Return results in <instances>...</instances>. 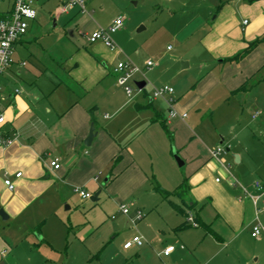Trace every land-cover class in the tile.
<instances>
[{"label": "crops", "instance_id": "crops-1", "mask_svg": "<svg viewBox=\"0 0 264 264\" xmlns=\"http://www.w3.org/2000/svg\"><path fill=\"white\" fill-rule=\"evenodd\" d=\"M0 1L6 4L1 8L5 10L0 11L4 14L10 10L13 0ZM49 1L42 0L40 7ZM55 1L52 9H56L57 14L80 16L78 19L83 23L91 21L85 23L90 34L122 16L113 13L108 19L102 18L110 0H85L86 9H90L87 14L76 7L63 12L60 1ZM38 2L36 16L29 21V27L41 18L38 9L42 8L38 7ZM134 3L142 4L144 9H166L172 14L174 9H205L194 13L183 27H201L211 14L210 9L215 7L210 0H137ZM95 9L101 10L96 12ZM215 9L217 13L208 20L210 26L201 40L210 56L218 58L219 73L211 69L199 78V84L207 82L200 93L205 90L207 95L221 87L224 93L237 98L243 124L239 136L234 137L237 138L235 144L232 139L196 135L192 122L187 120L186 109L193 107L197 96L194 92L191 99L180 103L184 86L177 89L175 95L173 91V107L186 116L167 118L165 100L151 97L159 63L153 68L145 64L149 80L142 89L135 81L134 100L124 90L123 93L112 71L116 63L126 57L125 45L119 44L124 35L130 37V19L123 16L122 25L112 34L113 47L88 39V43L76 45L68 56L60 58V70L50 77L44 90L22 83L13 86L5 78L0 112L6 118L5 127L16 131L18 138L7 147L0 146V208L7 215L5 219L0 216V264H6L1 258L8 256L3 247L14 243L12 226L22 224L29 231L36 230L35 221L42 207H57L82 199L76 187L91 196L99 192L93 205L100 201L111 212V200L120 206L121 201L134 192L140 189L156 192L157 186L170 193L165 199L170 201L172 212L186 218L187 208L198 226H191L186 220L179 222L168 211L162 223V235L147 236L149 242L126 250L136 247V253L141 255L156 258L161 255L166 261L161 264H170L175 253L180 255L181 261L174 264H264V231L258 237L251 236L255 223L264 225V97L260 100L256 97L264 88V38L241 61H224L264 35V0L248 5L224 3ZM237 12L250 17L240 23ZM27 32L15 44L16 61L4 74L8 77L20 75L25 67L19 65L25 59L16 57V50L25 46ZM188 64L190 62L183 66ZM243 83H246L245 89L240 88ZM146 86L150 92L145 90ZM15 89H19V93H15ZM94 107L91 114L89 111ZM245 109L248 116H243ZM91 124L95 136L86 146L84 140ZM246 129L254 131L248 135ZM171 143L184 159V175L175 172ZM218 146L221 151L215 158L211 153ZM231 156L237 165L229 164ZM55 159L58 168L50 163ZM159 161L164 163L165 172L156 168ZM17 172H21L19 177L15 176ZM4 177L12 180L13 189L5 186ZM184 178L187 190L183 197H178L179 204L169 197ZM255 181H260L263 191L253 186ZM244 189L252 195L260 194L259 199L254 203ZM134 214L129 216L131 220ZM44 221L45 218L40 224ZM168 245H173L174 249L165 255L163 250Z\"/></svg>", "mask_w": 264, "mask_h": 264}, {"label": "rangeland", "instance_id": "rangeland-1", "mask_svg": "<svg viewBox=\"0 0 264 264\" xmlns=\"http://www.w3.org/2000/svg\"><path fill=\"white\" fill-rule=\"evenodd\" d=\"M38 1V7L42 8L38 9L41 18L29 27L24 37L25 46L18 47L16 50V57L25 59V67L22 68L21 74L18 76L9 75L8 77L4 75L5 70L0 76L1 86L5 78H8L13 86L15 83L17 85L22 83L44 90L49 84L50 77H54L59 72L60 58L68 56L76 45L79 46L87 42V34H90V29L85 23L90 24L91 21L83 23V20L78 19L80 16L71 17L66 14H57L56 9H52L55 0H50L42 7H40L42 0ZM134 1L137 0H115L111 9L110 0L109 7L106 6L103 12L105 16L102 17L108 19L111 14L116 13L125 19H130L128 25L130 37L124 35L123 43L115 44L125 45L126 57L124 60L130 61L140 68V72L133 74L129 81V86L133 90L131 99L134 100L137 93L135 81L144 80L147 82L149 80L146 74L149 69L145 67V63L148 60L152 61V68L159 63L160 70L155 75L154 84L156 87L168 85L173 88L175 95L177 89L184 86V92L179 97L180 103L187 98L191 99L192 93H196L195 104L186 109L187 120L192 122L191 126L196 135L208 134L210 137L215 136L218 140L224 138L225 141L232 139L235 144L237 138L234 137L239 136L238 131L243 124L237 98L224 93L221 87L207 95L205 90L200 93L207 82L204 80L199 84V78L211 69L215 73H219L216 61L218 58L215 60L210 56L201 38L210 26L208 20H212L217 13V9H215L217 5L224 3L236 5L240 2L248 5L251 2L249 0H210L215 7L210 9L211 14L208 15L206 22L201 27H192L193 25L183 27L194 13L202 12L205 9H174L175 13L172 14L166 9H144L142 4L136 5ZM146 4L149 5V3ZM5 6V1H0V11L5 10L1 9ZM95 10L97 12L101 9ZM88 11L90 9H86V12ZM86 12L84 13L87 14ZM237 14L240 23L243 18L249 16L244 13L237 12ZM172 57H175L174 60ZM184 62H190V65L183 66ZM197 81L198 83H196ZM195 83L196 85L192 87ZM118 87L122 91L124 90L122 86L118 85ZM145 88L147 92H150L149 87ZM256 97L259 100L264 97V88H261ZM191 104L192 102H190ZM245 110L243 116H248V111ZM245 132L248 135L252 133L249 129H246ZM176 150L171 143L170 152L175 172L184 175L186 165L180 152ZM179 161L182 164H179ZM229 164L237 165L234 157L231 156ZM156 168L163 172L166 170L161 161L157 163ZM130 196L121 201L130 209V213L127 215L121 213L118 203L112 200L111 212L107 211L100 201L93 205L94 202L89 198L63 205L58 204L57 207L46 205L42 207V215L40 213V217H37L38 219L35 221L36 230L29 231L27 226L22 224L12 226L14 228L12 232L14 243L3 247L8 251V256L1 260L3 259L6 264L166 263L161 255L157 258L149 254L141 255L136 253V247L126 250L123 248V244L125 241L131 240L134 235L140 236L143 244L149 242L147 236L153 238L162 235V223L166 219L165 213L173 211L170 201L163 198L160 191L154 192L153 189H140ZM178 197L172 194L169 198L181 204ZM135 210H140L143 217L132 222L129 216ZM185 210L187 214L190 213L187 208ZM172 213L179 222L186 220L181 214ZM110 215L114 218H110ZM44 218L45 221L40 224ZM171 258L170 264L181 261L178 253L173 254Z\"/></svg>", "mask_w": 264, "mask_h": 264}, {"label": "built area", "instance_id": "built-area-1", "mask_svg": "<svg viewBox=\"0 0 264 264\" xmlns=\"http://www.w3.org/2000/svg\"><path fill=\"white\" fill-rule=\"evenodd\" d=\"M37 0H13L12 6L9 11L0 16V76L1 74L12 64L15 63L14 52L16 42L27 32L29 27V21L33 20L36 16L35 4ZM60 1V10L63 12L68 11L69 9L76 7L81 12H86V2L85 0H59ZM247 21L244 20V23ZM123 17L117 16L112 23L106 27H99L93 31L88 40L90 42L102 41L106 46L113 47L114 41L112 39V34L122 25ZM146 67H151L153 65L152 61L148 60ZM19 65H25V61H20ZM113 73L116 75V82L118 85L122 86L125 94L131 96L133 93L132 88L129 86V81L132 78L133 74L140 72V68L136 65H133L128 60H121L116 63L112 69ZM140 90V89H139ZM15 93H19V89H15ZM4 96V91L0 85V99ZM152 98H162L165 100L168 105L167 118L174 117H185L186 113H179L174 107V97H173V88L168 85H162L153 88L151 92ZM6 118L3 112H0V146L7 147L11 145L18 138V133L11 129L5 127ZM221 147L212 150V156L217 157L220 153ZM51 165L54 168H58L59 164L56 159L52 160ZM21 172L15 174L16 177H19ZM4 184L8 189H13L14 184L12 180L8 177H4ZM253 186L260 191H263V187L259 181H255ZM75 191L80 195L82 199H87L91 194L81 188L76 187ZM244 191L252 198L255 203L260 194H250L245 189ZM120 210L123 214H128L130 209L127 205L121 204ZM143 217V213L140 210H136L134 217H132V222L138 221ZM186 221L191 226H198L197 221L194 219L193 214L190 212L186 216ZM264 231V225L257 222L252 226L251 236L258 237L260 233ZM143 240L140 236L134 235L131 240H127L123 244V248L129 249L132 245H142ZM174 249L173 245H168L164 248L163 254L168 255ZM5 250H2V254H5Z\"/></svg>", "mask_w": 264, "mask_h": 264}, {"label": "trees", "instance_id": "trees-1", "mask_svg": "<svg viewBox=\"0 0 264 264\" xmlns=\"http://www.w3.org/2000/svg\"><path fill=\"white\" fill-rule=\"evenodd\" d=\"M249 1L252 2V1H255V0H249ZM2 15L3 14L0 13V16H2ZM263 38H264V35L261 36L258 39H255V40L249 42L247 44V46L242 51H240L239 53L235 54L232 57H229V58L225 59L224 61L225 62H239V61H241L245 56H247L258 45V43H260L261 39H263ZM240 88L241 89H245L246 88V83H243ZM165 129H166V127H165ZM166 131L168 133L167 129H166ZM168 134L171 136L170 133H168ZM118 158H119V156L114 159L115 162L118 160ZM157 189L160 190V192L162 193L164 198H167L169 196V194H170L168 191H165V190L161 189L160 186H157ZM186 190H187V184H186V179L184 178L181 181V183L179 184V186L173 191V194H175V195H177L179 197H183V195L186 192ZM175 207L177 208L176 205H175ZM178 210H182V208L178 207Z\"/></svg>", "mask_w": 264, "mask_h": 264}, {"label": "water", "instance_id": "water-1", "mask_svg": "<svg viewBox=\"0 0 264 264\" xmlns=\"http://www.w3.org/2000/svg\"><path fill=\"white\" fill-rule=\"evenodd\" d=\"M70 33H71V31H70ZM183 64H186V63H183ZM136 85H137L140 89H142V88L145 86V81H138V82H136ZM95 108H96V107H94V108H93L92 110H90L89 112H90L91 114H93V110H95ZM94 136H95V132L93 131V124H91V125H90V128H89V133H88L87 137H86L85 140H84V144H85L86 146H89L90 143H91V140H92V138H93ZM177 160H178V159H177ZM179 164H182V162L179 161ZM98 193H99V192L94 193L92 196L89 197V199H90L91 201H96L97 198H98V197H97ZM0 216H1L2 219L7 218V215L4 213L3 209H1V208H0Z\"/></svg>", "mask_w": 264, "mask_h": 264}]
</instances>
